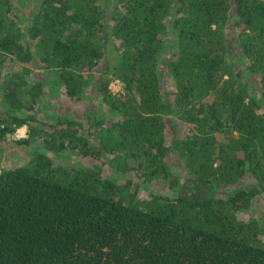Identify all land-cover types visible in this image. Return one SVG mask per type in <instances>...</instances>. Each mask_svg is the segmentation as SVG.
<instances>
[{"label": "trees", "instance_id": "16d2710c", "mask_svg": "<svg viewBox=\"0 0 264 264\" xmlns=\"http://www.w3.org/2000/svg\"><path fill=\"white\" fill-rule=\"evenodd\" d=\"M24 1L0 0V140L25 124L39 148L0 165V264H264L242 213L264 194V0ZM59 88L99 112L43 108ZM155 179L172 191L140 197Z\"/></svg>", "mask_w": 264, "mask_h": 264}, {"label": "rangeland", "instance_id": "374dc122", "mask_svg": "<svg viewBox=\"0 0 264 264\" xmlns=\"http://www.w3.org/2000/svg\"><path fill=\"white\" fill-rule=\"evenodd\" d=\"M108 3V8H111V5L114 6L113 0H106ZM36 2L35 0H25L24 2L20 3L18 6V12L24 15L25 19H27L28 15L31 13V9L35 7ZM106 8V9H108ZM236 52L234 51L232 54V59L236 60ZM166 57V56H164ZM244 57H241V61L239 60V65L243 66ZM252 81V80H251ZM165 86L167 89H172L173 84L171 81H164ZM109 87L113 91L122 90L123 84L118 79H112L109 83ZM53 88V87H52ZM51 88V89H52ZM42 105V103H41ZM87 107H90L93 112H99L97 99L95 101L89 100L88 98H83V100L72 103L70 100H66L60 88L56 90V92L49 94L45 98V103L43 102V108L51 111L53 108H64L70 112H73L77 115H83L87 111ZM175 120L173 121L174 131L179 134L180 127L183 126L182 120H177V117L174 116ZM13 133L8 134L5 138L0 140V165L2 167H10V166H17L20 164L25 163L33 153V150L37 148V142H32L31 144H25L22 142H18L15 140ZM39 148V147H38ZM37 148V149H38ZM75 157V156H74ZM77 157V156H76ZM174 156H171V162L174 164V167H177V161H175ZM63 162H66V159L63 157L61 158ZM131 174V173H130ZM136 177V176H135ZM136 180L140 181V178L136 177ZM148 190H152L154 192H162V193H170L172 189L167 187L166 182L163 180H152L150 183L146 185V187L141 186L139 190V196H146ZM245 217H256L259 221L264 220V194L256 195L252 201L249 208L242 212Z\"/></svg>", "mask_w": 264, "mask_h": 264}, {"label": "built area", "instance_id": "2783aa9c", "mask_svg": "<svg viewBox=\"0 0 264 264\" xmlns=\"http://www.w3.org/2000/svg\"><path fill=\"white\" fill-rule=\"evenodd\" d=\"M27 135H28L27 125H25V124L16 127L15 130L13 131V136L16 139L21 138V137H25Z\"/></svg>", "mask_w": 264, "mask_h": 264}]
</instances>
